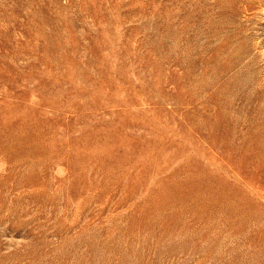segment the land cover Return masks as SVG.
Masks as SVG:
<instances>
[{
    "label": "rangeland",
    "instance_id": "1",
    "mask_svg": "<svg viewBox=\"0 0 264 264\" xmlns=\"http://www.w3.org/2000/svg\"><path fill=\"white\" fill-rule=\"evenodd\" d=\"M0 264H264V0H0Z\"/></svg>",
    "mask_w": 264,
    "mask_h": 264
}]
</instances>
